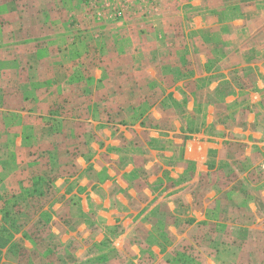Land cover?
Returning a JSON list of instances; mask_svg holds the SVG:
<instances>
[{
  "label": "crops",
  "instance_id": "0c3cea01",
  "mask_svg": "<svg viewBox=\"0 0 264 264\" xmlns=\"http://www.w3.org/2000/svg\"><path fill=\"white\" fill-rule=\"evenodd\" d=\"M165 1L134 0L126 10L106 4L93 12L84 0H0V210L7 196L41 208L56 242L67 232L76 241L88 238L91 264H238L239 239L205 236L198 222L184 223L185 234L165 245L148 216L159 209L156 195L179 175L160 180L152 157L109 153L102 137L109 83L139 81L126 68L139 56L143 65L158 62L151 52L157 56L162 44L152 39L162 35ZM253 2L252 40L264 32V3ZM256 17L262 21L255 26ZM138 161L147 164H129ZM189 177L180 191L199 185L198 174ZM64 211L76 230L59 223ZM250 253L254 259L255 249Z\"/></svg>",
  "mask_w": 264,
  "mask_h": 264
},
{
  "label": "rangeland",
  "instance_id": "374dc122",
  "mask_svg": "<svg viewBox=\"0 0 264 264\" xmlns=\"http://www.w3.org/2000/svg\"><path fill=\"white\" fill-rule=\"evenodd\" d=\"M253 1L258 0L165 1L162 35L152 39L162 44L157 56L151 52L158 62L143 65L139 56L126 67L139 81L109 83L110 109L102 132L109 140L107 152L152 157L160 180L171 172L179 175L175 190L169 182L156 195L159 209L148 216L158 223L156 232L165 245L172 236L185 234L190 227L184 223L198 222L205 236L221 232L239 239L238 264L264 262V32L254 40L248 34L247 7ZM255 21L261 24L262 17ZM196 174L199 185L195 181V188L180 191L181 182L188 176L193 181ZM4 199L0 264L93 262L86 260L93 248L86 236L76 241L67 232L56 242L41 208L11 196ZM174 218L175 227L170 225ZM69 221L64 211L59 223L76 230ZM219 222L221 227H214Z\"/></svg>",
  "mask_w": 264,
  "mask_h": 264
},
{
  "label": "built area",
  "instance_id": "2783aa9c",
  "mask_svg": "<svg viewBox=\"0 0 264 264\" xmlns=\"http://www.w3.org/2000/svg\"><path fill=\"white\" fill-rule=\"evenodd\" d=\"M133 2L134 0H84V4L93 12H98L106 4H112L115 9L126 10Z\"/></svg>",
  "mask_w": 264,
  "mask_h": 264
}]
</instances>
